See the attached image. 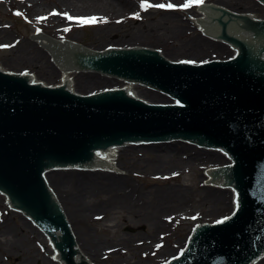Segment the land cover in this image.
Masks as SVG:
<instances>
[{
    "label": "water",
    "instance_id": "1",
    "mask_svg": "<svg viewBox=\"0 0 264 264\" xmlns=\"http://www.w3.org/2000/svg\"><path fill=\"white\" fill-rule=\"evenodd\" d=\"M205 8L209 11L206 21H201L204 29L194 22L199 17L188 20L200 36L229 44L222 38L234 45L239 51L236 59L192 66L170 61H206H168L144 47L81 53L78 47L29 34L49 50L51 63L58 64L60 84L72 83L68 77L62 80L65 73L114 75L175 96L184 107L151 105L167 104L131 98L125 94L130 95V89L125 87L93 96L81 95L102 90L76 95L66 87L32 85L16 76L25 74L0 69L7 72L0 71V190L33 218L46 236L51 235L60 250L57 257L65 264L89 263L80 248H74L68 223L53 200L54 191H50L52 198L42 179L44 171L54 166L83 165L96 156L97 161L106 163H95L89 169L119 174V168L109 167L114 165V150L175 143L219 146L232 156L234 167L223 173L239 191V209L221 224L197 228L182 257L170 264H249L264 249V22L250 20L248 13L232 15L223 11L225 8L219 10L216 3L204 4ZM199 12L196 8L195 13ZM215 12L217 29L209 25ZM160 91L154 93L162 94ZM169 104L173 100L169 99ZM170 135L190 140L124 143L166 140ZM60 170L74 169H49ZM210 170H205L206 176ZM210 181L211 187H224L210 178L203 179V184ZM20 214L32 222L25 213ZM48 242L49 258H55Z\"/></svg>",
    "mask_w": 264,
    "mask_h": 264
},
{
    "label": "rangeland",
    "instance_id": "2",
    "mask_svg": "<svg viewBox=\"0 0 264 264\" xmlns=\"http://www.w3.org/2000/svg\"><path fill=\"white\" fill-rule=\"evenodd\" d=\"M120 1L121 8L113 12L97 5L80 11L79 17L73 18H98L93 12L109 16L93 24H81L75 19L55 20L57 11H66L70 16L77 13L73 6L62 5L59 0H0V45H8L0 47V69L31 75L43 85L59 86L58 64L51 63L49 50L29 34L63 44L62 41H67V45L83 46L93 52L115 46L144 47L157 50L169 60H222L233 53L229 44L221 42L224 49H219L215 47L219 41L202 37L195 30L187 17L199 16L195 13L197 4L186 10L160 12L157 7L142 10L141 0ZM147 1L150 5L186 2ZM203 3H216V8H225L229 13L252 12L264 19L259 2L203 0ZM104 34L108 36L102 38ZM199 38L210 41V45L197 43ZM36 53L41 55L36 57ZM31 54L33 58L29 57ZM31 59L38 60L33 63L29 62ZM66 74L74 82L72 89L79 94L119 87L123 82L112 77ZM133 87L142 98L143 91L154 92L147 87ZM146 99L169 101L163 94ZM179 144L185 148L176 153L154 149L162 145L119 149L114 160L119 174L89 168L46 172L48 188L54 191L69 230L83 251L81 254L92 259L93 264H162L186 246L198 223L210 224L231 213L229 190L211 187V181L203 184V179L209 180L206 169L227 165L228 161L216 150ZM205 150L220 154V161L193 162L196 154ZM108 176L123 178L119 184L121 192H111ZM58 179L62 180L59 185ZM72 181L87 182L90 186L89 190L86 186L87 191L76 206L80 214L73 213L69 201L79 186ZM216 191L226 192L221 195L224 198L220 204L211 202ZM4 200L0 194V264H57L55 258H49L50 245L44 230L20 212L9 209ZM94 250V257L88 255Z\"/></svg>",
    "mask_w": 264,
    "mask_h": 264
},
{
    "label": "bare ground",
    "instance_id": "3",
    "mask_svg": "<svg viewBox=\"0 0 264 264\" xmlns=\"http://www.w3.org/2000/svg\"><path fill=\"white\" fill-rule=\"evenodd\" d=\"M61 3H62V5H68V6H73L76 10H77V13L76 14H74V15H76V16H70L69 14H66V11H62V12H56V15H55V20L58 22V21H62V22H64L63 20H65V21H68L69 19H67V17H79V13H81L80 11H83V10H85V9H88L89 7H94L95 5H97V6H100V8H102L103 10H109L110 12H113L114 10H116V8H121V6H122V3H121V1L120 0H59ZM227 1H232V0H227ZM242 1H244V0H242ZM31 3V2H30ZM33 3V2H32ZM170 2H168V3H166V4H169ZM37 4V2L35 3V5ZM128 4H130V3H128ZM33 5H34V3H33ZM165 10H167L166 8L165 9H161V8H159V11L161 12V11H165ZM94 13V15H96V16H98V18H97V21H100L101 20V18L102 17H105V18H109V16L107 15V14H103L102 12H93ZM235 13H248V15H249V18H250V20H258V21H260V19H259V16L258 15H256V14H254V13H252V12H235ZM103 16H102V15ZM82 16L83 15H87V14H81ZM57 16H59V17H57ZM203 17V13L202 14H199V17ZM63 18V20H62V18ZM71 21V20H70ZM178 26V25H177ZM108 36V34H104V35H102L101 37L102 38H105V37H107ZM47 39V38H46ZM197 41V43H200V42H202V43H205V44H208V45H210V41H208V40H202V39H198V40H196ZM213 43V42H212ZM116 47H118V46H116ZM215 47H217V48H219V49H224V46H223V44L221 43V42H219V43H217L216 44V46ZM33 54V53H32ZM32 54L29 56L30 58H33L32 57ZM38 56H36V57H39L41 54L40 53H36ZM35 57V56H34ZM165 59H167V58H165ZM36 60H38V59H31L29 62H33L34 63V61H36ZM167 60H169V59H167ZM174 60V59H173ZM66 74V73H65ZM88 76H90V75H88ZM83 77L81 76V78H80V80L82 79ZM88 80H90V79H88ZM72 82V81H71ZM89 82V81H88ZM74 86V82H73V84H72V87ZM121 86H124L125 88H128V89H130V95L132 96V97H135V98H140V99H145V98H147V96H151V97H155V96H158V94L157 93H154L153 91H151V92H149V91H143L144 93L143 94H145V97H143L142 98V96L139 94V92L138 91H136L135 90V88L133 87V86H130V85H127V84H124V82H122V85ZM141 96V97H140ZM147 100V99H146ZM155 102H160V103H166V104H169V101L168 102H162V101H155ZM151 147H153V146H151ZM156 148H158V149H162V150H165L166 152H169V153H176V152H178V151H180V150H182V149H184L185 147L183 146V145H181V144H179V143H175V144H171V145H162V146H159V147H154V149H156ZM118 152H119V149H117V150H114V160H115V157H116V155L118 154ZM220 154H218V153H216V152H209V151H202V152H199V153H197L196 154V156H195V158L193 159V162H196L197 160H199V159H205V160H210V159H213V160H215V161H220V156H219ZM76 172V171H75ZM95 174V173H94ZM108 178L111 180V184L109 185V188L111 189V192H113V193H119V192H121V187L119 188V184L121 185L122 183H123V178H119V180H117V179H115L113 176H108ZM46 179H47V181L49 182V178H48V176H46ZM62 182V180H57L56 181V184L57 185H59L60 183ZM72 182H74V183H76V184H79V186H77V188H80V190L79 191H77V188H76V191H75V193L73 194V196H72V198L69 200L70 201V205H71V208L74 210V212L73 213H77V214H80L79 213V209L76 207V206H78L79 205V201L81 200V198L83 197L82 196V194H84V192H86L87 190H86V186H88V190L90 189V186H89V184L87 183V182H83V181H81V182H76V181H72ZM52 184V183H51ZM51 184L49 183V185L51 186ZM226 192L225 191H216L213 195H212V197H211V202H216V203H219L220 204V201H222V198H224V197H222L221 195H223V194H225ZM58 199H59V201L61 202V199L58 197ZM57 199V200H58ZM61 204H62V202H61ZM63 205V204H62ZM232 205V204H231ZM231 208H233V206H231ZM162 224V223H161ZM76 240V239H75ZM76 242V246H77V248H80V246L77 244V241H75ZM80 251L81 252H83L82 250H81V248H80ZM96 250H94V253H92V254H88V255H91V257H94L95 256V254H96V252H95ZM264 254V253H263ZM262 254V255H263ZM82 256H83V259L86 261H88V263L89 262H91L92 261V259H89V257H87V256H85V255H83L82 254ZM259 259V260H258ZM253 264H264V256L262 257V258H257V259H255L254 261H253Z\"/></svg>",
    "mask_w": 264,
    "mask_h": 264
},
{
    "label": "snow or ice",
    "instance_id": "4",
    "mask_svg": "<svg viewBox=\"0 0 264 264\" xmlns=\"http://www.w3.org/2000/svg\"><path fill=\"white\" fill-rule=\"evenodd\" d=\"M203 3V0H186V2L183 5L177 6V5H173L171 3L169 4H156V5H150L147 3V0H141L140 3V7L142 10L148 8V7H157V8H161V9H175L177 7L181 8V9H187L190 6H192L193 4H201ZM17 15H19V13H16ZM55 14V13H53ZM67 19L69 20H73L75 19L78 23L81 24H93L96 23L97 18L96 17H90V18H73V17H67ZM0 47H8V45H0ZM181 63H192L191 61H181ZM238 207V204H237ZM233 215H235V212L233 213ZM193 219H195V217H193ZM230 219V217H225L223 220H218L216 221V223L220 224L223 223L225 220Z\"/></svg>",
    "mask_w": 264,
    "mask_h": 264
}]
</instances>
